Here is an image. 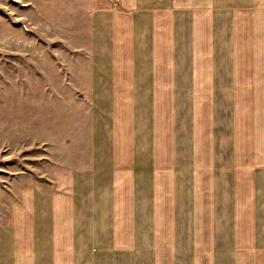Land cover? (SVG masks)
<instances>
[{
  "label": "crops",
  "instance_id": "obj_1",
  "mask_svg": "<svg viewBox=\"0 0 264 264\" xmlns=\"http://www.w3.org/2000/svg\"><path fill=\"white\" fill-rule=\"evenodd\" d=\"M86 7V151L12 188L0 264H264V0Z\"/></svg>",
  "mask_w": 264,
  "mask_h": 264
},
{
  "label": "rangeland",
  "instance_id": "obj_2",
  "mask_svg": "<svg viewBox=\"0 0 264 264\" xmlns=\"http://www.w3.org/2000/svg\"><path fill=\"white\" fill-rule=\"evenodd\" d=\"M86 1L0 0V220L14 186L86 151Z\"/></svg>",
  "mask_w": 264,
  "mask_h": 264
},
{
  "label": "water",
  "instance_id": "obj_3",
  "mask_svg": "<svg viewBox=\"0 0 264 264\" xmlns=\"http://www.w3.org/2000/svg\"><path fill=\"white\" fill-rule=\"evenodd\" d=\"M78 98H80V99H85V96H84V94L80 93V94L78 95Z\"/></svg>",
  "mask_w": 264,
  "mask_h": 264
}]
</instances>
